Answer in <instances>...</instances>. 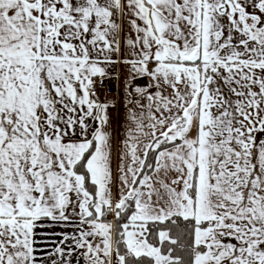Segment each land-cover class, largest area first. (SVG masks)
<instances>
[{
    "label": "snow or ice",
    "instance_id": "6c2138e0",
    "mask_svg": "<svg viewBox=\"0 0 264 264\" xmlns=\"http://www.w3.org/2000/svg\"><path fill=\"white\" fill-rule=\"evenodd\" d=\"M0 264H264V0H0Z\"/></svg>",
    "mask_w": 264,
    "mask_h": 264
},
{
    "label": "crops",
    "instance_id": "0c3cea01",
    "mask_svg": "<svg viewBox=\"0 0 264 264\" xmlns=\"http://www.w3.org/2000/svg\"><path fill=\"white\" fill-rule=\"evenodd\" d=\"M114 86V85H113ZM117 119V126L119 127V121L121 120V112L119 110V107L117 108V111L114 113Z\"/></svg>",
    "mask_w": 264,
    "mask_h": 264
}]
</instances>
